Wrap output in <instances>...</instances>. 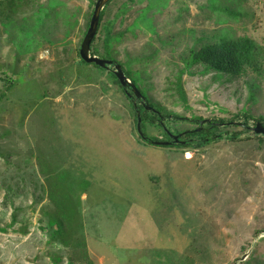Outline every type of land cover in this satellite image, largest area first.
<instances>
[{
  "label": "rangeland",
  "instance_id": "1",
  "mask_svg": "<svg viewBox=\"0 0 264 264\" xmlns=\"http://www.w3.org/2000/svg\"><path fill=\"white\" fill-rule=\"evenodd\" d=\"M97 1H0V264H264V135L241 124H264V0L104 8L91 54L128 70L172 135L240 118L218 129L237 139L198 148L148 144L109 70L82 62ZM245 36L259 72L184 68Z\"/></svg>",
  "mask_w": 264,
  "mask_h": 264
},
{
  "label": "trees",
  "instance_id": "2",
  "mask_svg": "<svg viewBox=\"0 0 264 264\" xmlns=\"http://www.w3.org/2000/svg\"><path fill=\"white\" fill-rule=\"evenodd\" d=\"M2 1V0H0ZM111 1V0H110ZM109 1V2H110ZM108 2V3H109ZM107 3V4H108ZM106 4V5H107ZM105 5V6H106ZM101 12V19L103 18L104 8ZM111 31L110 29L107 30L105 43L106 45L109 44L111 41ZM259 46L258 44L251 38L245 36L240 37L236 40H228L223 39L219 43L208 44L201 47L199 50H192L188 58L184 59V65L186 70H190L195 65L202 64L207 69L215 70L218 72H222L228 75H240L242 72L247 70L248 68L259 72L261 68V61L259 60ZM83 62V61H82ZM85 63V62H83ZM87 64V63H85ZM94 67L100 70H109L110 75L116 81L117 84L124 90L127 98L129 99L135 113V121L136 125L138 120H141V130L143 138L148 144L151 145H160V146H183V147H193L198 148L205 144H210L212 142L220 141L226 138L231 140L237 139L240 133H235L233 136L226 137L221 132L218 133V129L221 125L224 124H233L240 122H235L240 118L235 116L229 120L227 119H212L206 120L202 117H194L193 119H186L190 122L197 123V127L188 130L182 133H178L176 135H172L169 129L166 128L164 123V118L170 117V115H163L159 109H157L152 103H150L148 97L145 95L144 92L140 90L142 95L144 96L143 99L136 98L135 95L132 93V89L129 87H122L118 78L113 73L111 67L109 68H100L99 66L92 64ZM126 76L137 86L135 79L131 76L128 70L123 69ZM182 76H180L181 80ZM10 84H13V81H10ZM179 94L181 98L186 101V93L179 81ZM138 87V86H137ZM182 117L175 116L176 120H180ZM249 120H254L255 122H259L258 120L254 119L252 116L248 115L241 123L242 125L249 127ZM150 123L152 125H156L159 128L164 129L168 133L167 141H160L156 137L149 136L145 130L144 123ZM175 136L178 137V140L175 139Z\"/></svg>",
  "mask_w": 264,
  "mask_h": 264
},
{
  "label": "water",
  "instance_id": "3",
  "mask_svg": "<svg viewBox=\"0 0 264 264\" xmlns=\"http://www.w3.org/2000/svg\"><path fill=\"white\" fill-rule=\"evenodd\" d=\"M109 1L110 0H98L97 3L95 4L88 29L84 35L79 50L80 58L83 62L87 64H95L103 69L107 67L109 68L110 66L114 65L112 71L115 74V76L118 78L121 86L131 88L132 93L135 95L136 98L143 99L144 96L142 95L138 87L126 76L122 66L118 62H116L113 59L102 58L91 54V45L99 29L102 9ZM137 130L140 133V135H142L140 119L138 120L137 123ZM253 131L257 135H264V124H262L261 122H257L253 127ZM175 139L178 140V137L175 136Z\"/></svg>",
  "mask_w": 264,
  "mask_h": 264
},
{
  "label": "flooded vegetation",
  "instance_id": "4",
  "mask_svg": "<svg viewBox=\"0 0 264 264\" xmlns=\"http://www.w3.org/2000/svg\"><path fill=\"white\" fill-rule=\"evenodd\" d=\"M113 68H114V65H113Z\"/></svg>",
  "mask_w": 264,
  "mask_h": 264
},
{
  "label": "clouds",
  "instance_id": "5",
  "mask_svg": "<svg viewBox=\"0 0 264 264\" xmlns=\"http://www.w3.org/2000/svg\"><path fill=\"white\" fill-rule=\"evenodd\" d=\"M257 123V122H256Z\"/></svg>",
  "mask_w": 264,
  "mask_h": 264
}]
</instances>
